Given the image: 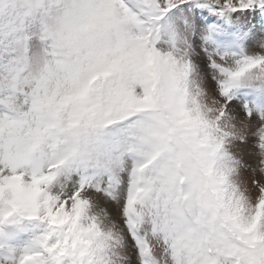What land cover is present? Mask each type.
<instances>
[{"label":"snow or ice","instance_id":"6c2138e0","mask_svg":"<svg viewBox=\"0 0 264 264\" xmlns=\"http://www.w3.org/2000/svg\"><path fill=\"white\" fill-rule=\"evenodd\" d=\"M0 264H264V0H0Z\"/></svg>","mask_w":264,"mask_h":264},{"label":"rangeland","instance_id":"374dc122","mask_svg":"<svg viewBox=\"0 0 264 264\" xmlns=\"http://www.w3.org/2000/svg\"><path fill=\"white\" fill-rule=\"evenodd\" d=\"M249 150H250V149H248V148L245 147V146H240V147L237 149V151L243 156V158H244L245 160H248L249 162H251L253 158L250 157V156L248 155ZM101 204H102V206H104V205H103V200H101Z\"/></svg>","mask_w":264,"mask_h":264}]
</instances>
